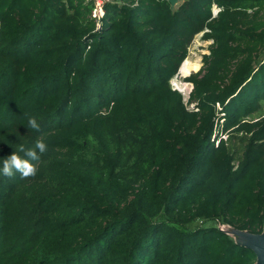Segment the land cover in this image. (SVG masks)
Segmentation results:
<instances>
[{
    "label": "trees",
    "instance_id": "1",
    "mask_svg": "<svg viewBox=\"0 0 264 264\" xmlns=\"http://www.w3.org/2000/svg\"><path fill=\"white\" fill-rule=\"evenodd\" d=\"M263 107L264 0H0V168L48 146L0 173V264H254L219 225L264 230Z\"/></svg>",
    "mask_w": 264,
    "mask_h": 264
},
{
    "label": "clouds",
    "instance_id": "2",
    "mask_svg": "<svg viewBox=\"0 0 264 264\" xmlns=\"http://www.w3.org/2000/svg\"><path fill=\"white\" fill-rule=\"evenodd\" d=\"M28 127L36 132L40 131V124L34 115L25 114ZM48 150L47 144L38 139L33 147L26 148L23 144L19 145L17 151L12 152L9 156L3 159L0 173L3 176L12 178L16 173H19L22 179L34 177L37 174L36 163L39 162L41 156ZM19 153H23L21 156Z\"/></svg>",
    "mask_w": 264,
    "mask_h": 264
},
{
    "label": "rangeland",
    "instance_id": "3",
    "mask_svg": "<svg viewBox=\"0 0 264 264\" xmlns=\"http://www.w3.org/2000/svg\"><path fill=\"white\" fill-rule=\"evenodd\" d=\"M216 11L217 10H214V13ZM201 36L202 35L199 34L194 38L191 46L189 47L188 56L186 58L190 62H198L199 63V69L197 71L189 72V74L186 76L182 75V73H180V71H179L178 74L171 80L172 88L174 90H177L178 92H180L183 95L185 104H187V101L189 98V93L192 89V85L190 83H186L184 81V79L189 77L191 74L197 73L202 67L203 56L209 54V46H210L211 42L210 41H203ZM188 107L190 108L191 105H188ZM263 113H264V107H263ZM263 117H264V114H263ZM232 146L238 153L241 152L242 144H240L238 139H234L232 141Z\"/></svg>",
    "mask_w": 264,
    "mask_h": 264
},
{
    "label": "water",
    "instance_id": "4",
    "mask_svg": "<svg viewBox=\"0 0 264 264\" xmlns=\"http://www.w3.org/2000/svg\"><path fill=\"white\" fill-rule=\"evenodd\" d=\"M182 1L167 0L171 9H174ZM219 229L230 236L236 245L252 251L256 258L254 264H264V230L260 234H252L229 226L219 225Z\"/></svg>",
    "mask_w": 264,
    "mask_h": 264
},
{
    "label": "bare ground",
    "instance_id": "5",
    "mask_svg": "<svg viewBox=\"0 0 264 264\" xmlns=\"http://www.w3.org/2000/svg\"><path fill=\"white\" fill-rule=\"evenodd\" d=\"M199 69V63L198 62H190L189 60H185L180 68V73L182 75L186 76L191 71H197Z\"/></svg>",
    "mask_w": 264,
    "mask_h": 264
},
{
    "label": "built area",
    "instance_id": "6",
    "mask_svg": "<svg viewBox=\"0 0 264 264\" xmlns=\"http://www.w3.org/2000/svg\"><path fill=\"white\" fill-rule=\"evenodd\" d=\"M94 1H95V3H96L97 8H99V7L102 6L103 4L108 3L110 0H94ZM216 13H217V11L215 12L214 15H216Z\"/></svg>",
    "mask_w": 264,
    "mask_h": 264
}]
</instances>
